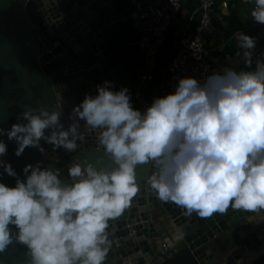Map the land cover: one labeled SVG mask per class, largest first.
<instances>
[{
  "label": "clouds",
  "instance_id": "obj_1",
  "mask_svg": "<svg viewBox=\"0 0 264 264\" xmlns=\"http://www.w3.org/2000/svg\"><path fill=\"white\" fill-rule=\"evenodd\" d=\"M251 16L264 24V0H255ZM238 40L251 67L256 40L244 33ZM72 115L63 130L61 111L26 108V123L0 128V134L18 143V157L27 147L43 151L41 140L74 152L84 139L78 131L83 120L100 130L113 166L73 163L68 184L58 169L38 162L25 165L26 181L17 179L15 187L0 182V252L15 238L27 246L30 264H104L109 221L131 206L140 192L136 169L146 164L155 169L148 185L156 197L187 215L264 212V61L257 60L253 71L225 68L203 83L182 77L175 92L154 98L143 113L132 106L127 88L114 91L106 81L74 105ZM6 151L0 141V156ZM3 166L17 175L11 164Z\"/></svg>",
  "mask_w": 264,
  "mask_h": 264
},
{
  "label": "water",
  "instance_id": "obj_2",
  "mask_svg": "<svg viewBox=\"0 0 264 264\" xmlns=\"http://www.w3.org/2000/svg\"><path fill=\"white\" fill-rule=\"evenodd\" d=\"M89 2L0 0V128L7 130L13 123H26L21 116L26 108H44L61 111L60 121L67 130L75 119L73 106L86 94L95 96L97 85L106 81L114 90L120 76L119 60L104 43L100 25L92 20ZM253 8L249 25L256 22L251 16ZM208 57L213 58L210 54ZM78 131L84 139L77 141L74 152L41 140L43 151L27 147L19 157L15 155L18 143L0 134V141L7 147L0 161L11 164L17 174L8 175L0 164V182L15 187L17 179L26 181L25 165L35 166L38 162L42 168L58 169L62 181L68 184L72 183L68 168L73 163L90 162L98 169L112 167L98 140L100 130L90 129L80 120ZM50 134L51 130H46V135ZM154 170L152 164L137 167L140 192L120 217L109 221L108 255L118 264H209L226 248L219 242L220 235L238 226L249 232L264 226V212L258 215L229 208L224 214L207 218L195 212L187 215L175 203L159 200L150 189L148 177ZM247 217L251 221L244 224ZM10 227L14 234L18 232L15 226ZM170 230L178 233L179 243L160 250L157 241ZM262 247L252 257L262 258L253 264H264ZM0 264H30L27 246L13 238L0 252Z\"/></svg>",
  "mask_w": 264,
  "mask_h": 264
},
{
  "label": "crops",
  "instance_id": "obj_3",
  "mask_svg": "<svg viewBox=\"0 0 264 264\" xmlns=\"http://www.w3.org/2000/svg\"><path fill=\"white\" fill-rule=\"evenodd\" d=\"M191 2V0H184ZM220 1H225V6L220 5ZM191 4V3H190ZM127 0H90L88 8L93 9L92 20L100 25L101 36L104 41V31L108 35L104 43L110 48V51L119 60V78L114 86V91L121 88H127L131 92V86L135 75L141 69V55L136 44L138 32L131 25L126 16ZM177 15H184L188 5H180ZM250 7H255V0H219L215 6V17L217 21L212 19L213 31L209 38L204 39V46L209 54L213 56V61L218 64V71L222 73L225 68H232L239 72L253 71L256 68V62L251 57V67L245 63V58L241 48H239L238 36L244 33L243 29L256 26L258 34L264 36V25L250 24L248 16ZM195 10L193 9L188 15L187 22L177 25L171 19L165 31V38L160 46L156 57L155 70L153 77L147 81L148 85L147 97L150 102L158 96L155 94L159 86L162 96L167 92L162 91V80L164 77V69L169 59V55L174 49L176 34L179 30L186 29L190 31L198 19L195 18ZM179 26V27H178ZM221 55H224L222 57ZM130 86V87H129ZM254 221L253 218H251ZM251 221L250 217L246 218L247 222ZM250 225V224H249ZM250 225L249 227H252ZM168 235H176V231L170 230ZM159 241V240H158ZM157 241V243H158ZM219 242L226 248L219 255L212 259L209 264H242L251 259L253 255L263 248L264 245V226L254 231H247L246 227L238 226L228 234L220 235ZM230 242V243H229ZM229 243V244H228ZM107 264H118L113 259H107Z\"/></svg>",
  "mask_w": 264,
  "mask_h": 264
},
{
  "label": "built area",
  "instance_id": "obj_4",
  "mask_svg": "<svg viewBox=\"0 0 264 264\" xmlns=\"http://www.w3.org/2000/svg\"><path fill=\"white\" fill-rule=\"evenodd\" d=\"M183 0H127V12L131 25L138 32L136 44L141 55V69L135 75L131 94L134 103L142 113L151 105L143 91L146 81L153 77L156 57L160 45L165 38V31L172 15L179 11ZM199 3L200 15L193 28L179 30L175 37L174 49L169 56L164 69L162 91L175 92L178 81L182 77H195L203 83L207 76L218 71V64L208 57V50L204 46L203 36L212 33L213 25L211 14L215 0H195ZM225 6V1H220ZM244 51V49H242ZM255 60L264 61V43L252 50ZM180 236L165 234L158 241L160 250H167L178 245ZM251 258L242 264H252Z\"/></svg>",
  "mask_w": 264,
  "mask_h": 264
},
{
  "label": "rangeland",
  "instance_id": "obj_5",
  "mask_svg": "<svg viewBox=\"0 0 264 264\" xmlns=\"http://www.w3.org/2000/svg\"><path fill=\"white\" fill-rule=\"evenodd\" d=\"M183 3H184V5H188V8L186 9V11H185V13H184V15H177L176 13L174 14V15H172V17H171V19L173 20V22H174V24L176 23L177 25H179V24H181V23H186L187 22V18H188V15L191 13V11L194 9L195 10V12H196V14H195V18L196 19H198V17H199V15H200V9H199V3L197 2V1H195V0H191V2L189 1V2H185L184 0L181 2V4H182V7H183ZM191 3V4H190ZM181 7V6H180ZM180 9V8H179ZM215 14H214V12L211 14V19H215V18H217L218 16H214ZM215 17V18H214ZM216 21H217V19H215ZM179 27V26H178ZM258 28V27H257ZM106 31H107V29H105V31H104V41H106L107 40V37H108V35H107V33H106ZM251 30L247 27L246 29L244 28L243 29V32H244V34H247V33H249ZM207 36H209V38H210V36H211V34H208ZM203 38H205V36H203ZM162 45V44H161ZM160 45V46H161ZM160 49V48H159ZM172 52H173V50H172ZM172 52L170 53V54H172ZM170 56V55H169ZM146 83H147V81H146ZM146 83H145V87H144V89H143V91L146 93L147 91H148V85H146ZM130 87V86H129ZM156 87V89H157V91H156V95L158 96V97H162V93H161V91H160V88H159V86H155ZM131 88H132V86H131ZM129 93H130V91H129ZM146 95H147V93H146ZM130 97H131V103L132 104H134L136 107H138V105L136 104V103H134V99H133V97H132V94H130ZM134 105H132V106H134ZM170 249V248H169ZM109 253V252H108ZM110 254V253H109ZM111 255V254H110ZM110 255H108L107 254V257H106V259H105V262L107 261V259L108 258H110L111 256Z\"/></svg>",
  "mask_w": 264,
  "mask_h": 264
},
{
  "label": "trees",
  "instance_id": "obj_6",
  "mask_svg": "<svg viewBox=\"0 0 264 264\" xmlns=\"http://www.w3.org/2000/svg\"><path fill=\"white\" fill-rule=\"evenodd\" d=\"M218 2H219V0H215L214 6H216ZM216 12H217V9L214 11V14ZM248 28L251 31L249 33H247V34L250 35V36H252L256 40V46L255 47H258L259 45H261L262 43H264V36H261L260 34H258L257 27L256 26L253 25V26H250ZM130 94H131V92H130ZM132 105H134V104H132ZM133 107L137 109V107L135 105ZM261 258L262 257H259V258L255 259L253 263H255L256 261L260 260ZM104 264H107V262L104 261Z\"/></svg>",
  "mask_w": 264,
  "mask_h": 264
}]
</instances>
